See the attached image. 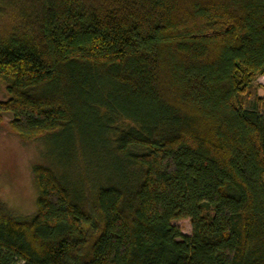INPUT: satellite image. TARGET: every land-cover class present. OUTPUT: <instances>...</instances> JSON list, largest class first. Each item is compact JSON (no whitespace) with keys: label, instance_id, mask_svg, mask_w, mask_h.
Listing matches in <instances>:
<instances>
[{"label":"trees","instance_id":"16d2710c","mask_svg":"<svg viewBox=\"0 0 264 264\" xmlns=\"http://www.w3.org/2000/svg\"><path fill=\"white\" fill-rule=\"evenodd\" d=\"M261 76L264 0H0V122L50 147L0 264H264Z\"/></svg>","mask_w":264,"mask_h":264},{"label":"rangeland","instance_id":"374dc122","mask_svg":"<svg viewBox=\"0 0 264 264\" xmlns=\"http://www.w3.org/2000/svg\"><path fill=\"white\" fill-rule=\"evenodd\" d=\"M261 77L255 82L259 87L264 84ZM4 98V86L0 81V100ZM9 120L10 116L5 115L0 122V202L13 215L25 217L35 210L32 167L37 163H46L50 147L43 144L41 138L22 140L10 129ZM174 225L182 234L190 232L186 219L175 221Z\"/></svg>","mask_w":264,"mask_h":264},{"label":"crops","instance_id":"0c3cea01","mask_svg":"<svg viewBox=\"0 0 264 264\" xmlns=\"http://www.w3.org/2000/svg\"><path fill=\"white\" fill-rule=\"evenodd\" d=\"M264 80V76L261 77ZM258 95L264 99V84L260 85L258 88Z\"/></svg>","mask_w":264,"mask_h":264}]
</instances>
